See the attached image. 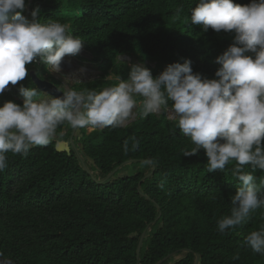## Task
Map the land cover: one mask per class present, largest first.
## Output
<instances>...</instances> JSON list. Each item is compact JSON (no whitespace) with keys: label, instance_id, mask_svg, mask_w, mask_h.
I'll use <instances>...</instances> for the list:
<instances>
[{"label":"trees","instance_id":"obj_1","mask_svg":"<svg viewBox=\"0 0 264 264\" xmlns=\"http://www.w3.org/2000/svg\"><path fill=\"white\" fill-rule=\"evenodd\" d=\"M28 3L0 0V264H264V0ZM80 49L99 76L70 87L71 120L30 72Z\"/></svg>","mask_w":264,"mask_h":264},{"label":"rangeland","instance_id":"obj_2","mask_svg":"<svg viewBox=\"0 0 264 264\" xmlns=\"http://www.w3.org/2000/svg\"><path fill=\"white\" fill-rule=\"evenodd\" d=\"M91 58V55L83 49L79 50V57L73 54H67L66 52L62 51H52L46 56L48 72L44 74L43 79L49 81L48 77L52 76L55 81L52 80L53 83H51L54 84L58 82L57 87L66 95L65 101L67 100V102L72 106V108L68 111V117L71 120H74L76 116L81 113L84 107V102L82 96L71 91L70 87L76 82L90 81L99 76L97 66L91 61ZM118 59L126 62L131 61V58L127 56H119ZM57 60H59V62H57ZM20 62V60H17L15 63L18 64ZM132 77L137 78L135 74H133ZM137 90L138 89L135 88L132 80L128 83H120V98L123 97V92H137ZM38 95L39 96L36 98L35 103L41 108L50 109L59 103L56 98L45 92H40ZM102 101L107 105L106 111H113V109L110 108L113 98L109 88L103 91ZM137 105L133 104L132 101H121L119 103V107L124 111V117L121 120L122 126H126L135 120ZM159 113L160 112L157 114ZM165 115L168 118L175 119L179 116V112L167 109ZM90 120L94 123L95 127L87 125V132L92 131L94 128L102 127L101 119L91 118ZM182 126L186 132H189V127L186 123H183ZM200 126L206 127L208 124L206 122H201ZM65 130L66 129H64L62 133H64ZM10 131V126L4 121L3 118H0V132L9 133ZM57 135V133L53 132L48 141L55 140ZM41 144H45V142H41Z\"/></svg>","mask_w":264,"mask_h":264},{"label":"water","instance_id":"obj_3","mask_svg":"<svg viewBox=\"0 0 264 264\" xmlns=\"http://www.w3.org/2000/svg\"><path fill=\"white\" fill-rule=\"evenodd\" d=\"M29 4H30V0H29V3H28V6H27L26 18H28ZM31 53H32V51L30 52L29 58L33 59ZM30 74L32 76V79H33L36 87L41 92H45V93L51 95L52 97L56 98L59 103L65 102L66 95L58 87H56L54 84H52L49 81H46L44 79H40L39 77H37L35 75V73L33 71H31ZM101 122H102V120H101ZM77 123L78 122H76L75 127L77 126ZM75 130H76L75 135L77 136L79 134V129H75ZM73 136H74V134H72L70 136L69 141L61 140V141L56 142V144H55L56 150L60 151V152L65 151L67 153H70V146H73V147L75 146L74 142H73ZM78 146L82 149V144L78 143ZM88 159L91 160L90 158H88ZM142 238H143V235L140 238V242H139V245H138L137 253L139 252L140 245H141V242H142ZM197 261H198V257L196 258V262ZM157 264H159V262Z\"/></svg>","mask_w":264,"mask_h":264},{"label":"built area","instance_id":"obj_4","mask_svg":"<svg viewBox=\"0 0 264 264\" xmlns=\"http://www.w3.org/2000/svg\"><path fill=\"white\" fill-rule=\"evenodd\" d=\"M146 104H147V108L149 111H152L153 113H158L159 112V106L157 103L156 98H154L151 95H146Z\"/></svg>","mask_w":264,"mask_h":264},{"label":"clouds","instance_id":"obj_5","mask_svg":"<svg viewBox=\"0 0 264 264\" xmlns=\"http://www.w3.org/2000/svg\"><path fill=\"white\" fill-rule=\"evenodd\" d=\"M144 93V96L145 97H147L146 95L148 94V95H151V94H149V93H146V92H143ZM151 96H153V95H151ZM154 97V96H153ZM155 98V97H154ZM156 100H157V98H156ZM144 102L146 103V98H145V100H144ZM158 103V102H157ZM159 106V105H158ZM159 112H161V109H160V107H159ZM175 112H178V111H175ZM157 114V113H156ZM208 124V123H207ZM208 126H209V124H208Z\"/></svg>","mask_w":264,"mask_h":264},{"label":"bare ground","instance_id":"obj_6","mask_svg":"<svg viewBox=\"0 0 264 264\" xmlns=\"http://www.w3.org/2000/svg\"><path fill=\"white\" fill-rule=\"evenodd\" d=\"M57 62H59V60H57Z\"/></svg>","mask_w":264,"mask_h":264}]
</instances>
